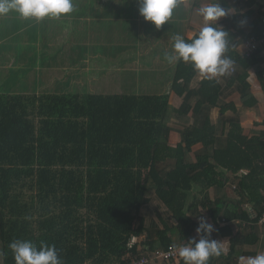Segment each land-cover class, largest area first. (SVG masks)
<instances>
[{
	"label": "trees",
	"instance_id": "1",
	"mask_svg": "<svg viewBox=\"0 0 264 264\" xmlns=\"http://www.w3.org/2000/svg\"><path fill=\"white\" fill-rule=\"evenodd\" d=\"M256 3L248 0L241 19L231 12L232 25L224 27L229 33L228 55L234 61V77L240 85L241 97L236 100L220 103V86L215 79H203L194 90L192 83L198 73L183 62L177 63L172 85L176 97L184 99L183 110L172 109L170 93H0V264H15L8 245L17 238L55 245L65 264H129L142 256L151 258L158 243V249H166L198 238L187 230L192 220L189 193L194 184L223 186L217 178L218 170L222 171L219 166L238 177L242 169H250L248 175L240 177L241 188L260 189L258 175L264 170V157L254 148L259 138L229 133L227 147L211 151L217 129L207 115L203 125L174 127L181 136L176 146L162 139L164 128L171 125V113L199 114L209 104L218 113L235 114L239 106L251 108L258 103L248 78L254 70L264 87V57L260 51L246 57L231 49L234 39L244 34L242 22L250 17L256 19L251 21L247 36L262 35L264 4ZM221 4L231 9L226 0ZM198 143L207 152L190 162L186 155ZM169 159L174 160V166L163 170L162 164ZM245 178H253V185ZM152 193L170 212L168 219L157 216L159 240L147 234L146 218L140 214ZM221 200L201 205V217L209 214L218 226L211 239L231 238L230 251L219 258L241 256L238 244L256 245L264 235V202L256 210L249 232L238 236L227 222L252 219L237 203L223 209L218 204ZM174 228L177 232L171 233ZM143 234L146 252L140 253L132 240ZM219 258H212L210 264ZM156 263L182 261L177 256L159 258Z\"/></svg>",
	"mask_w": 264,
	"mask_h": 264
},
{
	"label": "crops",
	"instance_id": "2",
	"mask_svg": "<svg viewBox=\"0 0 264 264\" xmlns=\"http://www.w3.org/2000/svg\"><path fill=\"white\" fill-rule=\"evenodd\" d=\"M132 1L137 3L138 0H74V3L77 5V10L72 13L70 16L62 18L60 20H50V24L52 27H60L61 31H72L73 29L79 28V31H84L88 35L89 30H92V25H102L104 27L109 26V22L107 19L111 22L110 26H114L117 28V22L123 21L124 18L123 12H126V6L124 5L125 2ZM193 0H185L183 5L175 10L174 16L172 20L169 22V24H165L161 27V29L158 31L155 29L154 32L151 31V28L154 26L150 22H146L145 20H141V16L138 17L136 14V19L133 20L131 16V23H132V31L133 33L136 31L138 33L139 38L135 41L134 45L139 49V56L141 57L142 50L146 49L147 46L149 49L152 48V38H149V42L144 43L142 42L141 36L142 33L147 35L149 33L152 37H155L159 35H163V40L161 42H156L155 47L162 45L165 48L164 51H171L172 50V44H173V37L176 34H180L184 36L185 38H188L189 36H195L200 28L203 26L202 17L198 14V9L201 6H204L208 3L214 2V0H206V3H203L202 0H195L194 4H189ZM231 6L230 14L231 12H235L236 16L241 19L242 14L244 11H246L249 7L248 0H226ZM258 4L262 3L264 4V0H256ZM197 4V6H196ZM223 7L227 8L222 4ZM136 8V4L134 6ZM230 14L226 17L221 18L217 21V23L222 26L223 28L227 26V24L232 25V18L230 17ZM133 15V12H132ZM256 16V15H255ZM253 19H256L255 17L248 18L247 21H243L242 25L244 28V34L238 36V38L234 39V41L231 43L232 52H235V54L243 55L244 51L246 50L245 46V38L248 35V32L251 30L250 24ZM128 20V18L126 19ZM125 22H128L126 21ZM138 21H140V24L138 26ZM39 24V22H36L35 20H25L21 17H19L15 13H10L6 17H0V67L2 66L4 69L11 68L10 62H8L7 58L4 55V52L6 50H27L28 48V39L27 36L30 34V31L32 32L33 29ZM155 28V26H154ZM82 31V32H83ZM115 33H117V30H114ZM69 35V33H66ZM74 36V34H73ZM76 39L72 40V44L76 43ZM88 42H93L92 37L90 39H85ZM166 40V41H165ZM98 42V41H97ZM51 41H47L45 43V47L51 45ZM71 44V43H70ZM119 45L123 46L124 42L120 43ZM94 47L91 46L90 49L92 50ZM100 45L96 47V49H99ZM42 49V48H41ZM40 49V50H41ZM260 55L264 57V42L260 44L259 49ZM228 55V53H227ZM8 56V55H6ZM11 56V55H10ZM108 54L102 55H96L97 61H91L89 63H84L82 68L84 69L85 74L89 75L92 71L95 70H106L104 72L108 73L107 70L108 66ZM12 57V56H11ZM103 57V58H102ZM117 57L113 56L112 60ZM105 59V60H103ZM141 60L139 58L137 62ZM3 61V63H2ZM160 67L163 70H159L157 72V81L156 83H159L162 81L163 77H166V84H161L160 86H154V84H149L151 89L153 91L151 93H145V94H134L136 96L141 95H161V94H168L171 95V106L172 109H179L183 110V103L184 99H179L176 97L175 93L172 91V85L174 81V76L176 72V64H168L164 61L163 55L161 59L159 60ZM264 61V60H263ZM97 64H102L100 67H95ZM95 67V68H94ZM136 67H138V72L140 74L139 76V86L136 84V87H139L141 84V70L140 68L142 66L136 64ZM167 67H169L167 69ZM234 71H230V73L224 77H218L216 78V83L220 86V103H225L226 101H233L241 97L240 92V85L236 83L235 80V73L236 69L235 66ZM48 68L50 69H57L60 71L61 66L58 64H50L44 67H41V70L39 72V75L42 74V72L46 73ZM75 69V61L69 60V70ZM125 69V66L124 68ZM108 71V72H107ZM124 75L126 74V71H123ZM167 75V76H165ZM42 76V75H41ZM11 77V76H10ZM203 78L197 74L195 77L192 87L194 90L198 89L200 86V81H202ZM248 80L253 83L252 84V92L254 93V96L258 100V103L248 108L246 106H239L238 111L234 114L232 111L227 112V114L218 113L217 109L209 104H205V106L201 109L199 114H194L193 111H191L187 115H177L176 113H171V125L170 127H165L163 130V137L162 139L165 141H169V144L171 146H176L181 141V136L179 131L174 127H193L198 125H203L202 120L203 116H210L213 124L215 125L217 132H216V139L215 142L211 147V151H214L215 148L218 149H224L228 145L229 141V133L235 134V135H244L247 139H250L252 137L259 138L254 144L255 150L264 157V90H263V83L259 80L258 74L254 71H250V76ZM40 81V80H39ZM124 81V80H123ZM8 82V81H7ZM2 85L4 87L5 83ZM26 82V81H25ZM75 82L81 83V79L77 78V73L74 77L71 78V83L68 87V89L61 90L59 93H53L52 91L47 92L46 94H78L81 96L84 95H102V96H109V95H123L125 88L124 84L120 85L116 88L112 87L111 89H108L106 85H103L101 89L91 88H80L75 87ZM105 82V81H104ZM137 82V80H136ZM101 83V82H100ZM148 84H143V88L147 89ZM128 87V86H127ZM4 89V88H3ZM104 90L107 91V93H100L98 91ZM3 93L5 94H30V93H40L36 90H26L19 88L16 86L15 88L10 87L5 90ZM42 95V94H41ZM193 98V97H192ZM195 98L192 99V102L194 103ZM252 102H254L253 99H251ZM233 114V115H232ZM170 128V131L168 130ZM261 137V138H260ZM207 152V148L203 146L202 143H198L194 146L193 152L188 153L187 160L190 162H196L197 161V154H204ZM174 166V160L169 159L164 164H162L163 170L167 168L170 170ZM222 171L218 170L220 173L217 174L218 180L223 183V186L221 185H215L214 187H208L207 185H201V184H194L192 187L190 193H189V199H188V205L190 207L189 214L192 217L191 222L187 225V230L189 232H193V234H196V228L199 224V219L202 216L203 212L200 209V206L205 204L208 201H216L218 199H222L221 201H218L220 205L223 206V209L226 208L227 204H230L231 202L237 203V206L240 208V211L247 210L250 215V221H246L244 219H232L229 222H227V225L230 226L233 235L243 236L246 233L249 232V229H251V225H253V219L256 216V210H260L262 208V203L264 202V170L261 171L258 175L259 181H261V186L258 191H255L253 189L250 190V188H247L243 190L241 188V178L243 176H246L250 173V169L244 168L242 169L238 175L234 174L230 170H225L222 167H218ZM249 185H253V178L247 179L245 178ZM233 200V201H232ZM216 206V204L214 205ZM140 214L145 216L146 218V231L147 234L151 237L153 240H159L157 230L158 227H160L159 220L157 216L161 215L162 217L165 216V219L170 218V212L168 208L165 206V204L154 194L152 193L149 196V202L141 207ZM204 218L213 225L212 220L210 219V215L204 216ZM226 222V221H224ZM215 230L218 226L213 225ZM258 230V229H257ZM177 229L174 228L171 233H176ZM214 232V231H213ZM260 234V231H259ZM176 235V234H175ZM146 234L138 237L133 238V242H135L139 248L140 253L145 249L143 245V240L145 239ZM200 239V236H198L197 240ZM216 240H220L223 243V247L225 249V253L230 251L231 248V238L229 236L222 237L219 236L216 238ZM159 248V243L156 245ZM157 248V250H158ZM238 249L241 251V256L247 257V256H255L260 253H264V235H262L260 241L256 245H249V244H238ZM144 253L146 251H143ZM254 254V255H253ZM238 255L231 256V257H224L219 258L218 260H215L212 264H240V257ZM150 264H157L154 259H151Z\"/></svg>",
	"mask_w": 264,
	"mask_h": 264
},
{
	"label": "rangeland",
	"instance_id": "3",
	"mask_svg": "<svg viewBox=\"0 0 264 264\" xmlns=\"http://www.w3.org/2000/svg\"><path fill=\"white\" fill-rule=\"evenodd\" d=\"M202 2L206 3V0H202ZM191 3L194 4L195 0L191 1L189 4ZM135 4L136 8H134ZM124 5L126 6V12H123V15L125 17L126 14V19L128 18V20L124 18L122 22H117L116 28L110 26L111 22L107 19L109 22L107 28L102 25H92V30H89L88 35L83 30V32L79 31L78 27L73 29V32L70 31L71 29L68 31H61L60 27H52L47 18L40 21L27 36V50H6L4 52L7 60L9 59L8 62H10L11 68L4 69L2 66L0 67V93L7 90L9 86L13 88L18 86L19 88L30 91L36 90L40 92L38 93L39 95L46 94L50 91L59 93L61 90L68 89L71 78L74 77L76 73L77 78L81 79V83L77 85V82H75V87L85 88L86 85L88 89H101L103 85H106L108 89H111L112 87L116 88L124 84V93L129 95L151 93L153 89H151L149 84H154V86H160L161 84L165 85L166 77H163L161 82L156 83L157 72L163 70L160 67L161 62L159 60L165 52L164 50H168V48L162 45L155 47L156 42H161L163 40V35L159 33V35L152 37L149 33L145 36L142 33V42H149V38L151 37L153 46L151 49H149L148 46L146 49H143L140 57V51L134 45L139 35L136 31L133 33L131 23V16L133 20L136 19V14L138 17L141 16L138 12V1L137 3L133 2V6L132 1H127ZM125 20L128 22H125ZM141 20H144L142 16L140 18V21ZM140 21H138V26ZM114 30H117V33H115ZM154 30L155 28L153 26L151 31L154 32ZM67 32L69 35L66 34ZM91 37L93 42L85 40ZM76 38H78L76 43L72 44V40ZM47 41H51L52 44L45 47L44 45ZM122 42H124V45H119ZM99 45L100 48L96 49ZM91 46L94 47L92 50L90 49ZM101 53L102 55L108 54L107 63L109 67L107 70L109 72H104L106 70H95L89 75H86L82 68L83 64L94 60L97 61L96 55H100ZM113 56L117 58L112 60ZM139 58H141V60L137 62ZM70 59L75 61V69L73 70H69ZM137 63L142 66L140 68V80L142 84L140 88L135 86L136 84L138 86L140 84V74L138 72V67H136ZM50 64L60 65V71L48 68L46 73L42 72V76L39 75L41 67ZM100 65L102 64H97L95 67H100ZM124 66L125 69H123ZM168 68L169 67H167V69ZM124 70L126 71L125 75L123 73ZM4 82L7 83H5L3 87L2 85ZM143 84H148L147 89L143 88ZM98 92L107 93V91L104 90ZM154 260L156 261L157 259Z\"/></svg>",
	"mask_w": 264,
	"mask_h": 264
},
{
	"label": "clouds",
	"instance_id": "4",
	"mask_svg": "<svg viewBox=\"0 0 264 264\" xmlns=\"http://www.w3.org/2000/svg\"><path fill=\"white\" fill-rule=\"evenodd\" d=\"M185 0H138V12L146 22L160 30L172 20L175 10L180 8ZM77 10L74 0H0V17L15 13L25 20L43 21L60 20L70 16ZM198 14L202 17L203 26L195 36L187 39L176 34L172 50L163 53V59L168 64L183 62L190 64L203 79L213 80L230 73L234 61L227 55L230 48L229 33L217 21L230 14L223 7L221 0L201 6ZM215 231L212 224L200 217L197 236L187 243L175 246L182 264H210L212 258L225 254L223 243L211 239ZM15 264H65L63 257L55 245L40 241L39 245L27 239H14L9 245ZM240 264H264V253L255 256H241Z\"/></svg>",
	"mask_w": 264,
	"mask_h": 264
},
{
	"label": "built area",
	"instance_id": "5",
	"mask_svg": "<svg viewBox=\"0 0 264 264\" xmlns=\"http://www.w3.org/2000/svg\"><path fill=\"white\" fill-rule=\"evenodd\" d=\"M264 20V17H263ZM264 42V31L260 37L258 36H247L245 38V46L246 50L243 53V56H250L252 55L255 51H257L260 47V44ZM232 71H234V67L232 68ZM261 221L264 222V211L261 216ZM177 252L175 246H170L169 248L166 249H158L156 252L152 255V257L148 256H142L140 258L135 259L129 264H150L151 259H159V258H164V259H173L176 258Z\"/></svg>",
	"mask_w": 264,
	"mask_h": 264
}]
</instances>
